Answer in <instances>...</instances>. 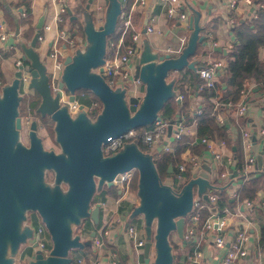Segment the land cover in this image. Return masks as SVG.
Listing matches in <instances>:
<instances>
[{
	"label": "water",
	"instance_id": "1",
	"mask_svg": "<svg viewBox=\"0 0 264 264\" xmlns=\"http://www.w3.org/2000/svg\"><path fill=\"white\" fill-rule=\"evenodd\" d=\"M105 2L103 22L95 26L91 16L85 21L87 46L84 51L76 49L65 56L59 82V88L69 92L70 101L75 99L77 90H88L99 99L102 108L94 120L84 111L71 117L67 107L59 103V92L53 93L50 88L45 63L36 49L45 13L38 18L30 42L19 43L22 64L13 79L0 87V264H14L13 257L20 244L32 237L29 224L20 227L25 211L38 214L51 239L49 254L43 256L36 250L30 264H68L71 249L91 245L90 238L81 240L79 234H72L70 223L78 225L82 219L91 218L97 224L101 204L91 206L94 193L104 184L111 186L116 174L132 168L138 173L140 203L133 208L131 215H143L144 254L148 255L153 244L154 264H173L175 256L169 242L170 233L176 232L185 243V221L192 209L194 193L208 198L204 193L207 187H211L207 166L198 168L187 183L177 187L171 176L173 166L169 165L167 177L161 180L152 154L141 150L134 141L125 143L113 154L103 155L102 152V145L109 139L118 137L129 128L151 125L160 117L164 102L174 96L175 81H167L169 71L187 67L196 72V62L189 57L195 54L198 42L205 44L203 35H199L198 15L189 17L192 32L177 55L155 50L147 39L143 40L133 62L134 77L142 81L144 95L140 102L130 97L127 104L124 91L110 87L100 74L107 36L116 29L124 0ZM12 41L10 38L9 43ZM215 49L223 50L221 47ZM24 65H28L30 74L27 87L39 96L35 113L41 118L49 117L54 123L59 152L44 149L37 134L39 123L35 119L29 125V145L18 140L22 128L18 109L21 99L19 85ZM97 68L99 72L95 71ZM176 103L179 114L181 100L178 96ZM173 121V118L169 120L167 135H170ZM45 171L53 172V187L45 182ZM61 183L65 184V190L60 188ZM153 220H156L154 233Z\"/></svg>",
	"mask_w": 264,
	"mask_h": 264
},
{
	"label": "crops",
	"instance_id": "2",
	"mask_svg": "<svg viewBox=\"0 0 264 264\" xmlns=\"http://www.w3.org/2000/svg\"><path fill=\"white\" fill-rule=\"evenodd\" d=\"M27 1V2H25ZM0 0V22H2L5 28L12 34L13 43L17 49L8 48L9 39L7 42L0 41V70L5 79V83H9L16 71L15 61L21 56V50L19 47L20 42L29 43L31 39H25L24 36L29 29L33 32L36 31L35 24L41 14L45 13V18L43 22H49L54 14L56 7V0ZM180 9L183 13L187 15L184 20H171L167 18L165 13V8L160 0H146L143 7L134 6L132 8V0L128 9L131 10L130 17L132 14H137L138 18L134 22L132 19V24L135 30L141 32L139 40V51L142 46L144 39H147L153 49L162 50L163 52L173 53L178 52L179 48H183L190 36L192 30L189 27V17L198 15V26L199 35H203V41L205 44L201 45L199 53L193 55L191 61L196 62V67H200L207 64V59L210 57L222 59V61L227 64L232 58L228 55L229 49L232 47L235 41V35L233 31V26L236 23V19L244 20L253 18V13L258 12V8L254 6H248L244 4L241 0L237 1V9L235 13L231 15L233 18V23L230 22V15L228 13V3L230 0H179ZM66 10L62 13L61 27L67 29L71 34H73L79 45L86 41V35L84 33L85 21H88L89 16H91L95 26L101 24L104 20V12L106 2L105 0H99L100 6L96 4L95 0H64ZM98 7V8H97ZM254 7L253 12H249L250 9ZM21 9H24L27 14L22 16L20 14ZM248 9V10H247ZM80 11L84 15L83 24H78L76 21L78 19L77 12ZM8 16L13 21L14 26L11 27L9 20L5 19L4 14ZM74 16H76L74 18ZM147 23H151L155 28L156 32L153 34H145L144 28ZM159 31V33L157 32ZM130 34L131 32L128 31ZM51 35V34H50ZM62 43V42H61ZM60 43V46H61ZM49 42L39 45L40 49H46ZM38 47V46H37ZM62 47V46H61ZM216 47H221L223 50H216ZM170 50V51H168ZM204 50V52H203ZM39 52V49H37ZM12 52V53H11ZM202 52V53H200ZM10 53V54H9ZM176 54V53H175ZM260 59L264 58V45L259 48ZM134 59L131 60V65L134 71ZM184 68L178 71L171 70L167 76V81L172 79L174 82V89L177 92L175 86L179 83V75L184 72ZM183 71V72H182ZM196 73V72H195ZM220 71L216 73V82L219 80L218 75ZM197 74V73H196ZM178 77V79H177ZM201 81V80H200ZM251 81H249L250 83ZM252 83V82H251ZM250 83V84H251ZM197 81H194L189 75L185 80L182 79L181 85L188 94L190 105L188 108L189 115L194 116L195 110L198 106H201V99L199 96L195 95L197 88ZM144 85H141L140 91L143 92ZM224 88H217V96L213 98V102L218 101V98L223 95ZM240 99V98H239ZM228 122L230 123V131L232 138L238 142L239 149L241 151L242 159V171L244 170L246 156L249 155V151L245 149L244 142L242 138V131L244 129L248 130L255 139V143L252 146L251 153L255 156V169L264 168V134L260 133V130L264 129V86H258L253 84L251 87V92L247 100V109L242 117H237L234 113V108L228 111ZM188 126V133L185 135L187 140L189 138L197 137L196 132V122L192 119L190 122L186 120ZM168 137V135H167ZM168 138L162 139L161 142L156 144L153 149H150V153L154 156L158 154L161 150L159 148ZM226 144V142H225ZM203 148L197 150L194 148V152L199 158V163L201 168L207 166L210 172V176L213 179L218 178L219 171L221 169L219 162L214 158L213 153L210 149L206 148L205 145L198 144ZM234 148V146H233ZM216 149L220 151L222 160H226L228 157L232 158V165L235 162V152L227 144L225 147L216 146ZM192 148L187 147L182 153L181 157L185 161H188L189 153ZM230 166V168L232 167ZM237 168L236 170H238ZM193 174V172L191 171ZM179 182L184 180V177L178 178ZM243 182L241 177L233 179V188H238ZM107 186L106 184L103 185ZM113 187L117 192L116 195L105 192L103 189L96 190L93 195L91 206L96 203L101 204V209L99 213L98 223L95 224L91 218H85L83 220V228L80 230L79 236L81 240L84 237L92 238L91 233L94 232L95 235L98 234L99 230L106 227L108 228V235L102 236L103 246L99 250V255L103 260V264H108V262L113 259L120 264H154V246L153 244L149 248L148 255L144 254V246L142 252L133 246V241L128 237L126 227L128 225H134L137 229L138 236L145 238L144 232V218L137 215L135 221H129L132 216V208L129 197L123 199L120 196V188L117 186ZM263 187L257 190L255 198L253 199L254 206L247 207L243 205L244 200L237 202L234 206L228 208L231 212L225 216L226 227H225V238L228 240L233 232L234 228L240 227L246 229L248 233V241L246 243L247 256L243 260L236 261L233 264H258L260 261H264V246L259 243L261 235L262 223H264V215H260V211L264 209L260 207L261 200L263 198ZM262 208V209H261ZM241 214L242 216L234 215ZM233 214V215H232ZM27 222H25L26 224ZM81 226V227H82ZM190 223L186 226L188 228ZM174 233L173 243L177 245L176 249L172 252L175 258L178 259L183 264H189L186 256L191 252L195 245H197L196 240L199 233L196 232L191 235L185 243L177 236L176 232H171L170 237ZM86 235V236H85ZM214 233L208 234L204 239L202 238L198 243L197 247L201 250L203 258L209 264H218L219 256L223 253L224 249H218L215 247L211 240ZM31 239V238H30ZM28 239L26 242L20 244L19 250L14 255V264H27L31 260L30 252L33 249V242ZM146 239V238H145ZM145 245V244H144ZM90 249L85 250L84 248H79L77 254L86 257V262L89 260L93 252L92 245H89ZM30 264V262H29Z\"/></svg>",
	"mask_w": 264,
	"mask_h": 264
},
{
	"label": "built area",
	"instance_id": "3",
	"mask_svg": "<svg viewBox=\"0 0 264 264\" xmlns=\"http://www.w3.org/2000/svg\"><path fill=\"white\" fill-rule=\"evenodd\" d=\"M98 7L100 6L99 0H95ZM238 0H230L228 3V13L230 15V22L233 23V18L231 15L235 13L237 9ZM244 4L248 6H254L258 9L262 7L260 3H254L252 0H241ZM165 8V13L167 18L171 20H184L187 18V15L183 13L180 9V1L179 0H160ZM56 7L54 14L49 22H43L42 28L37 35V46L39 49L40 58L44 61L46 66V71L48 74L49 85L52 92H59V103L62 106L67 107V111L71 117H75L81 109L87 111L88 107L80 105L78 100L75 99L73 101L69 100V92L59 88V82L62 78V73L64 69V59L65 56L69 53H74L78 48L79 44L73 34L69 32L67 29L61 27L62 22V13L65 12V2L64 0H56ZM146 3V0H132V8L138 5L143 7ZM97 7V8H98ZM254 7L249 10L251 13L254 10ZM131 10H123L118 16V25H116L115 31L119 33V38L116 43L110 42L109 52H107L104 57V62L101 65L102 71L100 74L103 75L106 83L112 87L119 90L124 91V99L128 104L129 98L134 97L138 99L140 102L141 98L144 95L143 92L140 91V87L142 81L138 77H134V71L131 65V60L135 58L139 54V40L141 36V32L135 30L130 13ZM248 10V9H247ZM20 14L25 16L27 12L24 9H21ZM253 17H256V13L252 14ZM130 31V37L132 40V44L128 45L123 52H119V47L122 42V38L126 32ZM156 30L151 23H147L145 25V34H153ZM159 33V31L157 30ZM51 34V35H50ZM12 37V34L5 28L4 24L0 22V41L7 42L8 39ZM49 42L47 48L40 49L39 45H43L44 43ZM62 42V43H61ZM9 43L8 48L17 47ZM61 43V46H60ZM182 48H179L178 52L173 53L174 55L179 54ZM22 64L21 56L18 57L15 61L16 69L18 66ZM28 65H24L21 69V77L20 83L22 86V91L24 93L27 92L26 85L29 82L30 74L27 69ZM225 67V63L222 59H217L210 57L207 59V64L200 66L196 69V73L198 74L201 82L198 86V89L201 87L206 88H214L216 83V73L221 71ZM98 71V68L95 70ZM251 83V82H250ZM249 80H246L240 89V99L234 106V113L237 117H242L247 109V100L249 98V94L251 92V87L254 84L253 82L250 84ZM1 84V82H0ZM217 90V88H216ZM181 99L182 95H178ZM230 102L227 103L229 105ZM96 105V103H93ZM201 112V106H198L195 110V114H199ZM25 120L29 121V116L25 117ZM216 120L219 124H223V117L218 114L216 116ZM169 124V120L163 119L161 116L158 119H155L151 124V127L145 128L143 130H138L137 128H129L121 135L115 138L109 139L105 144L102 145L103 155H109L120 150L123 145L127 142L134 141L135 143H140L143 146H147L149 149H153L156 144L161 142L162 139L168 138L162 145L161 151L171 152L175 148V144L177 141L182 139L188 133V126L186 119L180 118L175 119L171 126L170 135L167 137V127ZM261 134H264V129L260 130ZM243 144L246 150L249 151V155L246 156L245 166L243 170V174L245 177L249 176L251 172L255 169V156L251 153L252 146L255 143L254 137L251 133L244 129L242 131ZM188 147L192 148L191 152L188 156V161H185L177 166L178 174L177 177L182 179L180 175L186 167L187 163L190 165V170L195 172L198 168H201V164L199 163V158L197 154L194 152V148L198 144L205 145L206 148L210 149L213 153L214 158L220 164V171L218 178L219 180L229 181L230 175V166L232 165V158L228 157L226 160H222V156L219 150L216 149V146L225 147V141L217 138H208L207 136H198L189 138L187 140ZM135 169H128L121 173L115 175L112 180L111 186H117L120 188V196L125 197L131 188V180L134 174ZM211 170H209L210 175ZM211 178V176H210ZM212 179V178H211ZM210 179V180H211ZM184 181V180H183ZM178 182L177 187H180L184 182ZM232 185L233 182H232ZM233 187L225 188L231 197L236 196V188ZM215 187L211 184V187H207L204 193L207 195L208 204L211 205L216 200ZM201 197L203 195H198L196 192L193 195L192 200V209L187 214L186 219L190 220V226L185 229L183 238L187 241L191 238V235L198 232L199 236L197 237L196 243L200 242V240L208 236V234L214 233L212 236V244L218 249H224L223 253L219 256L218 264H233L236 261H241L247 256V248L246 243L248 241V233L246 229L236 227L234 228L233 234L228 237V240L225 238V227L226 221L225 216L231 213L228 209H224L223 215H219L215 209H211L210 215L205 219L202 227H197L199 213L198 211H194V208L205 207L206 204L202 203ZM244 206L253 207L255 204L252 200H244ZM264 208V187H263V198L261 200L260 207ZM233 215V214H232ZM238 216H242L241 214H234ZM27 223H33L32 228V237L31 241L35 246H33L32 251L30 252V256L33 258L36 250H39L43 256H47L51 249V239L50 235L46 229L45 224L41 220V218L37 217L34 221L32 217L28 218ZM128 237L133 241V246L138 248L141 252L143 250V246L146 242L144 237H139L137 229L134 225H128L126 227ZM108 235V228L104 227L99 230L98 234L92 236L91 245L93 247V252L91 256H89V261L86 262V257L82 255L70 256L71 260L68 264H103V260L99 255V250L103 246L102 236ZM50 241V245H49ZM197 245L194 246L193 250L189 252L186 256V259L189 264H209L204 260L201 250L198 249ZM108 264H120L116 260L111 259ZM258 264H264V261L258 262Z\"/></svg>",
	"mask_w": 264,
	"mask_h": 264
},
{
	"label": "trees",
	"instance_id": "4",
	"mask_svg": "<svg viewBox=\"0 0 264 264\" xmlns=\"http://www.w3.org/2000/svg\"><path fill=\"white\" fill-rule=\"evenodd\" d=\"M25 0H21L23 2ZM254 3L262 4V7L258 9L256 17L251 19H236V23L233 26V31L235 35V41L232 44V47L229 49L228 55L232 58L230 61L227 62L225 67L220 71L218 78L219 80L215 83L214 88H206L201 87L198 89L200 84V78L198 74L195 73L194 70L185 67L184 72L180 73L178 84L175 86L176 90L174 89V96L166 100L159 111V115L166 120L170 119H180L184 118L190 122L192 119L196 122V132L198 136H207L208 138H217L224 140L226 144L234 150L235 152V162L233 163L232 167L230 168V175L229 181L219 180L217 178L211 179L210 183L215 187V194L216 200L211 205L208 204V201L201 197L202 203L206 204L204 207L194 208V211H198L199 218H198V226L199 228L202 227L205 219L210 215L211 209H215L219 215H223L224 209H228L237 202L242 200H252L255 198L257 190L264 186V168L256 169L249 174V176L245 177L242 171V159H241V151L238 146V142H236L231 135L230 131V123L228 122V111L232 110L235 104L238 102L240 98V89L242 88L244 82L249 80L258 86H264V58L260 59L259 57V48L264 45V0H252ZM27 2V1H25ZM131 0H124L122 4V8L128 9L130 6ZM5 19L9 20L11 27L14 26L13 21L8 16V14H4ZM138 18L137 14H132V20L135 22ZM118 25V20H117ZM34 32L32 29H29L25 39H31ZM119 38V33L114 31L112 34L107 36V52H109V43L114 42L116 43ZM132 44V40L130 37V33L126 32L122 38V42L119 47V52H123L124 49ZM202 42H198L196 46L195 54L199 53L201 48ZM202 53V52H200ZM193 56L189 57V60L192 59ZM190 76L194 81H197V88L194 92L196 96H199L201 99V112L199 114H195L194 116L191 114L189 115V105L190 100L186 89H184L181 85L182 79L185 80L187 76ZM175 81V80H174ZM0 82L2 85L6 84L5 79L2 75L0 70ZM220 87L221 89L224 88L223 95L218 98V101L213 102V98L217 96L216 88ZM182 95L181 97V105H180V113L177 114V103L176 97L178 95ZM78 102L87 105L89 107L88 111H91V115L95 119L97 114L101 111L102 104L99 99L92 93L84 90L77 91L75 95ZM28 101V104H26ZM38 100L30 98L22 99L19 110H22L24 113L27 110V105L30 106V113H35V108L37 106ZM230 102L229 105L227 103ZM96 103V105H93ZM26 112V111H25ZM27 113V112H26ZM220 114L223 117V124H219L216 120V116ZM47 120V119H46ZM46 120L43 119V125L48 131L50 129V124L46 123ZM50 123L52 122L51 120ZM53 123V122H52ZM145 128L151 127V125L144 126ZM144 128V129H145ZM51 134V132H49ZM138 144L137 146L140 148ZM142 145V144H141ZM234 146V148H233ZM188 147L187 138L185 136L182 137L177 143L175 144V148L171 152L167 151H160L158 154H155L153 157L154 164L157 170V174L161 180H164L167 177V170L169 165L173 166V173L172 179L174 182V186H177L179 179L177 177L178 169L177 166L184 162L181 157V153ZM194 148L197 150H201L203 147L200 145H196ZM141 149V148H140ZM143 151L149 152L150 149L147 146H144ZM239 168L238 170H236ZM182 177H184V183H187L192 178V173L190 170V165L187 163L186 169L180 173ZM241 177L243 179L242 184L236 188V196L231 197L228 191L225 188L233 187L232 182L234 178ZM137 179L138 173L134 170V174L131 180V189L137 190ZM105 192L111 193L112 195H116V190L113 187L102 186ZM100 189V190H101ZM262 209V208H261ZM260 215H264V209L259 210ZM32 220H35V215H31ZM190 223V220L186 219L185 221V229L186 226ZM169 242L171 245L172 250L177 248V245L170 240ZM259 243L261 246H264V223H262L261 227V235ZM85 250H89L90 246H84ZM81 248V249H83ZM173 264H183L178 259L175 258L173 260Z\"/></svg>",
	"mask_w": 264,
	"mask_h": 264
},
{
	"label": "rangeland",
	"instance_id": "5",
	"mask_svg": "<svg viewBox=\"0 0 264 264\" xmlns=\"http://www.w3.org/2000/svg\"><path fill=\"white\" fill-rule=\"evenodd\" d=\"M105 10H106V6H105ZM105 13V12H104ZM77 15H78V19H77V23L78 24H83L84 22V15L82 12L78 11L77 12ZM87 39L84 43H82L81 45L78 46L77 49L81 50V51H84V49L86 48L87 46ZM36 49H38V47H36ZM12 53V52H11ZM10 54V53H9ZM79 91V90H78ZM84 91H88V90H84ZM90 92V91H88ZM20 109V108H19ZM91 109V108H90ZM89 109V110H90ZM26 112H28V110H25ZM24 111V113L22 112V110H20V114H21V117L24 118V122L27 124L28 122L25 120V117L28 115V113H26ZM81 111H84L87 115H89L91 118H94L93 115H91V111L89 112L88 109L87 111L84 110V109H81ZM36 114V113H35ZM35 116V115H34ZM35 117H38L37 115ZM46 123L50 124V129L48 128V131H46V128L44 127V125H42L43 127H40L39 128V131H38V134H39V137L41 138V142H42V145L44 147V149H47V150H53L55 152H59L60 151V147L58 145V143L55 141V138H54V131H53V123L50 121H48V119L46 120ZM44 128V129H42ZM145 127L142 126V127H138L137 129L138 130H143ZM26 130H27V126L25 125L23 127V129L21 131H19V141L24 144V145H28V138H27V135H26ZM51 132V134L49 133ZM137 145L140 144V143H136ZM141 149H144V146L143 145H139ZM44 176H45V181L46 183L50 186V187H53L54 186V177H53V172L52 171H45L44 172ZM60 188L62 190H65L66 186L65 184L61 183L60 184ZM127 197H129V201H130V204L131 206L135 204L134 207H136L139 203H140V198L137 194V190H132L131 188L129 189V192L127 193V196H125L123 199H126ZM132 208V210H133ZM32 211H25V219L24 221L21 222L20 224V227L22 228L24 226V223L27 222L28 218L31 217V213ZM34 215V214H33ZM140 216L143 217L142 214H139ZM137 215L135 216H131L129 218V221H135V218H136ZM81 223V222H80ZM79 223V224H80ZM71 224V229H72V234L73 235H76L77 233L80 232V230H82V227L81 225H75L74 223H70ZM152 227H153V233H154V230L156 228V220H153L152 222ZM86 236V235H85ZM89 237H84V240H88ZM91 240V238H90ZM170 240H174V233H172L171 237H170ZM49 245H50V241H49ZM78 250L79 248H74V249H71L70 252H69V255L71 256L72 254H77L78 253ZM33 260V258H31L30 261L27 262V264H29V262H31Z\"/></svg>",
	"mask_w": 264,
	"mask_h": 264
},
{
	"label": "flooded vegetation",
	"instance_id": "6",
	"mask_svg": "<svg viewBox=\"0 0 264 264\" xmlns=\"http://www.w3.org/2000/svg\"><path fill=\"white\" fill-rule=\"evenodd\" d=\"M27 85H28V83H27ZM27 85H26V88H27V92L26 93H24L23 91H22V86H21V83H20V85H19V95H20V97H21V99H20V102H19V106H20V103H21V101H22V99H24V98H27V100H30V98H32V99H36V100H38V102H37V105H38V103H39V96H38V94L34 91V90H32V89H29L28 87H27ZM2 86V84H0V87ZM59 86V85H58ZM63 90H66V89H64V88H62ZM78 91V90H77ZM77 91H75V95L77 94ZM54 93V92H53ZM76 97V96H75ZM77 99V98H76ZM26 104H28V101H27V103ZM80 105H82V106H86V107H88L87 105H83V104H81L80 103ZM37 107V106H36ZM18 109H19V107H18ZM88 109H89V107H88ZM27 110H28V115L27 116H29V121H28V123L26 124L25 122H24V118H22L21 117V121H22V128L20 129V131L23 129V127L26 125L27 126V130H26V135H27V138H28V145H29V125H30V122L33 120V119H35V120H37L38 121V123H39V126H38V129H37V134H38V131H39V128L40 127H43L42 125H43V119H48V120H50L49 119V117H43V118H41L40 116H39V114H35V113H30V106L29 105H27ZM19 114H20V110H19ZM37 115L38 117H35V116ZM20 116H21V114H20ZM91 120H94V119H91ZM54 124V123H53ZM45 127V126H44ZM42 129H44V128H42ZM45 130V129H44ZM39 135V134H38ZM44 180H45V176H44ZM46 182V181H45ZM32 214H34L35 215V217L37 218H39V216H38V214L35 212V211H32L31 212ZM31 214V215H32ZM35 218V219H36ZM85 219V218H84ZM84 219H82L81 220V223L80 224H78V225H81L82 226V224H83V220ZM26 224H29L30 226H31V228H33V223H26ZM82 229H84L83 228V226H82Z\"/></svg>",
	"mask_w": 264,
	"mask_h": 264
}]
</instances>
